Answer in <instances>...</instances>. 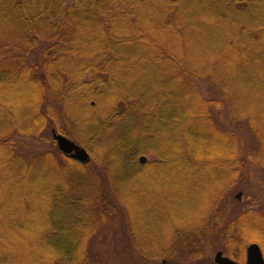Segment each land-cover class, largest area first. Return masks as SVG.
Listing matches in <instances>:
<instances>
[{
  "label": "rangeland",
  "instance_id": "rangeland-1",
  "mask_svg": "<svg viewBox=\"0 0 264 264\" xmlns=\"http://www.w3.org/2000/svg\"><path fill=\"white\" fill-rule=\"evenodd\" d=\"M248 1L254 2L259 10L264 8V0ZM235 2L236 0L144 1L142 18L135 25L128 26L130 31L123 35L125 41L118 43L112 51L116 52L114 57L99 53V49L95 48L94 38L83 31L77 33V44L68 56L61 59L60 66L54 68L49 63L46 65L51 74L56 71L68 79L69 86L66 98L64 95L65 100L62 101L60 116L57 114L58 109L54 111L59 119L57 126L63 133L57 131V126L48 123L39 135H19L15 128L24 129L26 122L30 124L25 120L30 108L25 103L23 105L22 101L15 100L17 97L12 99L14 108H6L9 117L3 115L1 118L0 132H14L12 136L16 139L15 151L26 159L24 164L18 162L11 171L14 181L21 179L29 187H32L30 184L38 183L41 178L53 183L65 182L71 194L74 192L73 187L77 194L86 190L81 185L86 181L87 185H93L94 188L99 186V199L105 193L111 203L108 205H112L115 213L107 216V220L94 231L89 241L94 254L91 263L213 264L217 251L229 257L225 253L217 223L209 227L207 221L208 228L203 233V240L197 244L201 250V257L198 259L190 258L188 252L181 253L184 248L181 246L182 241L177 239L178 236L205 227V213L211 205L218 206L225 220L236 217L243 211L256 212L264 217V159L262 164L257 160H245V168L234 180L224 166L220 165L222 169L218 166L233 159L232 144L220 133L213 134L209 129L198 125L202 121L198 116L200 103L195 89L206 99H220L222 108L212 111V116L223 133L231 131L240 137L243 153L254 150V155L261 146V141L258 140L264 134V116L256 123V129L250 127L246 120L235 119L238 116L233 114L235 105L243 108L244 105L238 104L241 102L245 107L254 106L255 103L257 106L264 105L262 88V93L251 90L260 87L264 79L254 65L255 53L246 46L250 40L260 42L257 36L248 33L257 24L253 20V12L250 9L242 11ZM146 15L148 17L144 18ZM168 21H171V28H168V33L162 32L167 30ZM6 27L2 29L3 33L0 32V42L5 44L8 41L14 46L19 45V34L15 31V26ZM158 30L161 33L160 40ZM138 33H144L145 38L138 36ZM151 40L160 42V48L172 55L173 60L167 57L172 70L164 64L166 60L159 59L161 56L158 51L150 46ZM46 47V43H40L27 56V61L36 66L38 74L44 69ZM92 65L112 70L109 73L111 86L118 93L126 94L124 100L118 99L109 105L104 101L87 100L84 86H73L79 84L78 81L84 83L89 79L88 74L80 76V70ZM7 67L13 69L15 64L11 62ZM181 67L185 70L184 74ZM206 75H210L211 79L206 81ZM104 77L102 81H105ZM194 78H198L197 85ZM165 85L168 86L167 93L162 91V86ZM242 86L250 88V95L239 94ZM34 87L30 88V85L18 81L10 89V93L13 96L18 91L26 99L32 94ZM220 87L225 95L221 93ZM145 108L147 113L143 111ZM245 111L252 112L251 109ZM256 112L264 114V108ZM158 126L160 130L154 131L153 136L148 134L153 127ZM52 129L87 151L90 158L87 164L75 160L85 167L84 173L80 172V168L76 170L78 175L75 176L70 172H62L63 169L58 165L65 161L52 139ZM203 133L216 141L215 145L207 148V153L215 157L213 163H198L193 159L187 162L180 156L176 159L172 157L174 153L170 152L171 148L168 146L171 138L174 141L183 139L185 144L186 140L189 141L188 137L195 136L196 140ZM225 134L227 137L230 135L228 132ZM132 144L138 155L131 165L126 164L124 152ZM194 146L196 152H199L200 143L196 142ZM261 151H264V147ZM141 156L145 158L143 164L139 162ZM49 184L50 187L53 185ZM36 188L34 186L35 191ZM0 193V200L5 198V204L9 205L11 192L2 189ZM238 193L241 194L240 199L236 198ZM36 199L40 204L43 201L42 194H38ZM35 205L37 204L33 206ZM102 206L98 201V208ZM29 207L32 206L26 208ZM38 213L41 214L42 211L39 209ZM87 226L84 223L78 224L79 242L87 241L84 238L88 232ZM243 226L247 227V224ZM177 240L179 245H176ZM250 243H257L264 257V242Z\"/></svg>",
  "mask_w": 264,
  "mask_h": 264
},
{
  "label": "trees",
  "instance_id": "trees-1",
  "mask_svg": "<svg viewBox=\"0 0 264 264\" xmlns=\"http://www.w3.org/2000/svg\"><path fill=\"white\" fill-rule=\"evenodd\" d=\"M144 1L147 0H0V32L10 24L14 25L20 40L17 46L8 41L5 44L0 42V120L3 115H6V118L9 117L6 114V108H14L12 105L14 100L12 99L17 97L15 100L22 101L23 105L25 103L27 108H30L29 115L26 119L24 118L30 124L26 122L24 129L15 128L17 134L39 135L44 131L46 125L48 126V123L56 127L63 106L62 101L66 98L69 83L68 79L62 77L56 71V73L52 72L51 74L46 65L49 63L54 68L60 66L61 59L68 56L77 44V33L82 31L95 39V48L99 49V53L114 57L116 52L112 51L118 43L125 41L123 35L125 33L127 35L130 31L128 26L135 25L138 19L142 18V2ZM235 3L240 6L242 11L250 9L254 14L255 18L253 20L257 25L248 33L257 36L260 42L255 43L250 40L246 46L255 53L253 55L254 65L260 72L261 78L264 79V40L261 39H264V8L259 10L254 2L248 0H236ZM170 23L171 21L166 22L167 30L162 31V28L160 30L168 33V28H171ZM11 25L6 28H11ZM158 32V39L160 40L161 33L159 30ZM138 36L145 38L144 33H138ZM40 43H46L47 47L44 53V69L41 74H38L36 66L27 61V56L29 51ZM150 46L158 51L159 56H161L159 59L166 60L164 64L172 70L171 64L167 62L168 58L173 60L172 55L167 54L168 51L160 48V42L156 40H151ZM11 62L15 64V68L8 69L7 66ZM180 69L184 74V68L181 67ZM109 73L111 74L112 70L107 67L97 68L92 65V67L83 68L80 70V76L83 77L88 74L89 79L84 83L78 81L79 84L73 86H84L87 100L104 101L107 105L115 103L118 99L124 100L126 94L118 93L116 88H112ZM82 77L78 80H81ZM102 77L105 78V81H102L104 80ZM204 77L206 81L211 79L210 75ZM18 81L30 85V88L35 86V89L31 91L32 94L26 99L16 90L13 96L12 92L10 93V89L14 88ZM196 81H198V78H194L197 85ZM262 82L260 87L251 90L262 93L264 91V81ZM162 89L164 93H167L168 86H162ZM242 89L239 94L246 93L250 95V92L248 94L249 87L242 86ZM220 90L225 95V91L221 87ZM195 92L200 103L198 116L202 121L198 125L204 126V129H209L213 134L220 133L233 146V159L224 162L225 165L218 161V163H221L218 166H224L225 171H229V174L236 180L245 168V160L249 159L254 162L257 160L259 164H262L264 151H261V149L263 150L264 147V134L258 140L261 141V146L254 155V150L243 153L240 137L234 132L226 131L225 133L230 134L227 137V134L218 128L217 122L212 116V111H219L222 108L220 99L209 100L199 92L197 93L196 89ZM86 99L85 101H87ZM238 104L244 106L241 108L234 104L235 112L233 111V114L238 117H232L246 120L250 123V127L258 129L256 123L264 114L256 111H261L264 105L257 106L258 104L255 103L256 107L255 104L254 106L245 107L242 102ZM127 108L132 109L134 107ZM138 108L139 106H137ZM55 109H58V117L54 114ZM245 109H251L252 112L248 113ZM151 110H153V107ZM143 111L147 113L146 108ZM56 128L58 132L63 133L61 128L58 126ZM158 130H160L159 126L153 127L148 134L153 136L154 131ZM167 133L170 135L169 132ZM13 134L14 132L7 134L0 132V190L11 192L9 205L5 204V198L0 200V264H95L91 263L94 254H92L93 246H90L89 241L92 239L94 231L107 220V216L110 217L112 216L111 213H115L112 205H108L110 202L105 193L101 195L102 199H99V186L94 188L93 185H87L86 181L81 184L86 187V190H82L79 194L76 193L74 187L72 188L74 192L71 194L67 190L65 182L53 183L45 178L39 179L40 181L34 185L30 184L32 187H29L21 179H15L14 181L11 171L18 162L24 164L26 159L16 153V139L12 136ZM188 138L189 141L186 140L185 144H183V139L178 138L174 141L171 138L169 140L168 144H170L168 146L173 150H170V152L174 153L172 157L176 159L180 156L182 160L187 162L193 159L198 163H213L215 157L207 153V148L213 144L215 145L216 141L208 138L207 135L205 136V133L197 137L196 140L195 136ZM196 142L200 143L201 146L199 152L195 150L194 144ZM237 145H239V148ZM134 148V144L126 147L124 152L126 153L124 158L127 160L126 164L132 165L135 161L134 158L138 154ZM192 152H195L194 157ZM244 154L247 156H244ZM61 156L65 161L62 165H58L63 169L62 172H70L75 176L78 175L76 170L80 168V172L84 173L83 168L85 167H82L74 159L63 154ZM49 182L53 184L51 187ZM34 186H37L36 191ZM38 194H42L43 198L40 204L36 199ZM98 201L99 204L102 203L105 206L104 209L103 206L98 208ZM32 204L37 205L33 206ZM27 206L32 207L26 208ZM39 209L42 211L41 214H39L40 211L38 213ZM223 218V213L218 209V206L211 205L205 213V227L202 228L203 230L191 231L190 234L178 236L177 239L182 241L181 246L184 248L181 253L188 252L189 257L192 259L201 257V250H199L197 244L203 240V233L208 228L206 223L209 221L210 223L207 224L209 227L214 223L219 225L224 250L229 258L245 264V249L249 242H264V225L262 224L264 217L259 216L256 212L243 211L231 219L225 220ZM80 223H84L86 226L88 224V232L85 233L84 237L87 241L84 243L79 242L77 239L80 234V228H77V226ZM243 224H247V227H244ZM144 258L146 260V256Z\"/></svg>",
  "mask_w": 264,
  "mask_h": 264
},
{
  "label": "water",
  "instance_id": "water-1",
  "mask_svg": "<svg viewBox=\"0 0 264 264\" xmlns=\"http://www.w3.org/2000/svg\"><path fill=\"white\" fill-rule=\"evenodd\" d=\"M52 139L56 142L58 150L65 156L76 160L81 164H87L90 160L87 151L81 146L75 144L62 134H57L55 130H51ZM139 162L143 164L145 158L141 156ZM240 193L236 195L240 199ZM214 264H239L233 259L223 255L221 251H217L213 257ZM245 264H264L262 251L257 243H250L245 249Z\"/></svg>",
  "mask_w": 264,
  "mask_h": 264
}]
</instances>
